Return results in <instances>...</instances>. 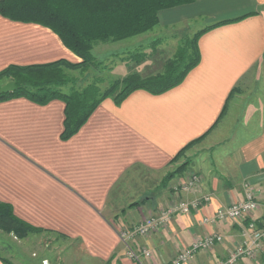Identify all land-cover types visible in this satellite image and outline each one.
I'll list each match as a JSON object with an SVG mask.
<instances>
[{"label": "crops", "instance_id": "1", "mask_svg": "<svg viewBox=\"0 0 264 264\" xmlns=\"http://www.w3.org/2000/svg\"><path fill=\"white\" fill-rule=\"evenodd\" d=\"M156 27L201 32L198 64L163 94L137 90L120 104L106 98L66 140L61 101L0 102V204L71 243L73 256L55 264H135L128 247L149 250L144 264H169L210 235L222 242L186 264H226L251 242L250 232L204 220L242 201L246 185L259 204L252 219L264 227V0H194L159 11ZM58 61L80 62L49 28L0 15V72ZM203 198L209 201L157 231L121 241L122 228ZM0 264L34 261L8 249ZM234 264H264V257Z\"/></svg>", "mask_w": 264, "mask_h": 264}, {"label": "trees", "instance_id": "2", "mask_svg": "<svg viewBox=\"0 0 264 264\" xmlns=\"http://www.w3.org/2000/svg\"><path fill=\"white\" fill-rule=\"evenodd\" d=\"M194 0H0V15L11 21L34 23L49 28L80 62L70 65L64 61L52 64L8 67L0 72V88L5 79L12 80L15 90L0 93V102L26 98L36 104L59 100L64 104V124L61 138L74 135L90 117L95 108L106 98L120 104L128 95L143 90L160 95L179 85L199 62L197 38L201 32L180 48L175 58L166 63L161 75L142 77L137 73L113 81L102 94L94 85L81 92L69 94L53 90L64 85L62 69L91 63L92 44L100 41H122L151 30L158 24V12L192 3ZM36 83L27 81L28 76ZM39 83V84H38ZM189 147V146H188ZM178 168L165 178L169 181ZM135 203L131 206H136ZM130 206V207H131ZM260 227L259 224H256ZM0 231L24 239L39 233L19 220L10 206L0 204Z\"/></svg>", "mask_w": 264, "mask_h": 264}, {"label": "rangeland", "instance_id": "3", "mask_svg": "<svg viewBox=\"0 0 264 264\" xmlns=\"http://www.w3.org/2000/svg\"><path fill=\"white\" fill-rule=\"evenodd\" d=\"M153 29L154 27L152 31L122 41L93 43L90 51L93 61L75 68L64 67V85L52 89L69 94L71 91L81 92L87 86L94 85L102 94L113 81L132 73L142 77L161 75L165 64L172 61L178 50L193 38L195 34L190 29L194 27H176L164 31H159V27ZM30 76L27 81L36 83ZM8 82L13 81L5 79L2 86ZM8 249L15 258L27 257L33 260L34 264L41 260L55 264L57 261L62 262L63 257H72V252H76L72 251L69 241L56 236L33 233L27 235L24 240H17L10 234L0 233V251Z\"/></svg>", "mask_w": 264, "mask_h": 264}, {"label": "built area", "instance_id": "4", "mask_svg": "<svg viewBox=\"0 0 264 264\" xmlns=\"http://www.w3.org/2000/svg\"><path fill=\"white\" fill-rule=\"evenodd\" d=\"M196 182L193 177L188 182L186 187H191ZM209 201V198H203L198 201L186 203L179 200L174 206L168 207L157 216H150L144 219L140 224L122 228L119 230V236L123 243L134 237H145L158 229L167 225L174 216L187 215L192 210H197L203 203ZM259 204L256 201V196L253 190L246 185L244 192V199L235 203L229 208L222 209L209 219H205V223H215L230 220L239 227L245 228L250 232V243H244L237 246L229 255L226 264H234L240 258H252L257 255L264 257V227H258L252 219V214L257 211ZM222 242V238L217 235H210L202 240L193 242L189 247L179 251L177 256L169 264H186L197 253L212 249L216 244ZM127 257L135 264H144L150 259L151 254L149 250L142 249L135 251L127 248ZM43 264H47L46 261Z\"/></svg>", "mask_w": 264, "mask_h": 264}, {"label": "water", "instance_id": "5", "mask_svg": "<svg viewBox=\"0 0 264 264\" xmlns=\"http://www.w3.org/2000/svg\"><path fill=\"white\" fill-rule=\"evenodd\" d=\"M15 90V85L13 82H8L7 84L3 85L1 88H0V93L1 94H6V93H9V92H13Z\"/></svg>", "mask_w": 264, "mask_h": 264}]
</instances>
